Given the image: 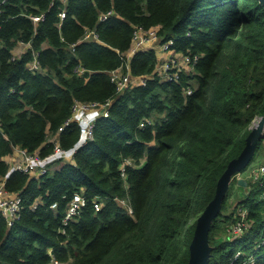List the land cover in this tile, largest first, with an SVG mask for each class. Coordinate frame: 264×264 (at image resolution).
<instances>
[{
	"label": "trees",
	"instance_id": "trees-1",
	"mask_svg": "<svg viewBox=\"0 0 264 264\" xmlns=\"http://www.w3.org/2000/svg\"><path fill=\"white\" fill-rule=\"evenodd\" d=\"M41 12L44 19L35 23L30 16ZM153 26H160L164 42L172 40L175 52L198 56L179 80L159 76L153 48L127 61L135 29ZM89 30L99 40L85 39ZM20 41L32 46L13 59ZM0 44V176L22 200L11 226L0 213V264H188L193 219L214 198L254 119L264 115V5L0 0ZM35 55L42 70L29 68ZM127 63L145 82L118 93L110 72L127 71ZM107 100L109 115L96 120L93 138L73 160H58L40 175L10 172L5 156L15 147L49 154L54 148L49 136L61 126V146L76 143L77 121L65 125L75 101ZM146 119L151 123L140 126ZM260 149L264 153V137L252 159ZM127 158L131 163L123 176ZM239 188L245 193L233 209L226 211L228 191L212 220L208 264H247L250 256L253 264H264V175L247 178V186ZM78 191L88 203L64 225ZM94 198L101 209H95ZM240 206L248 209L251 226L232 237L227 230Z\"/></svg>",
	"mask_w": 264,
	"mask_h": 264
},
{
	"label": "built area",
	"instance_id": "built-area-1",
	"mask_svg": "<svg viewBox=\"0 0 264 264\" xmlns=\"http://www.w3.org/2000/svg\"><path fill=\"white\" fill-rule=\"evenodd\" d=\"M65 13V9H63L60 11L59 16L63 18ZM30 17L35 23H37L38 21L44 19L45 13L41 12L36 15H31ZM159 29L160 26H153L151 28L137 27L134 31L132 45L130 47L132 51L128 54V51L130 50L129 49L125 53L127 61H129L132 55L136 51L140 50L145 44L155 40L159 41L160 46L165 53V56H162V58L157 56V72L159 76L165 80H179L180 73L183 70H191L198 56L191 58L190 55L183 54L180 58L177 57L174 49L170 48L172 40L164 42L161 35L159 34ZM85 39L99 40L98 34L94 30H89L85 35ZM18 46L19 49L17 47L14 49L13 59L23 54L28 48L32 46V43L31 41H20ZM29 68L34 71L42 70V66L36 55L29 63ZM126 68L127 71L124 70V67H119L110 72L111 81L116 85L118 93L125 91L130 86L145 82L144 76L133 75L129 71L128 63L126 64ZM188 92H191V90L189 89ZM110 105L111 100H107L106 102L75 101L72 116L65 122V125L70 121H77L80 127V134L76 143L69 148H64L61 146L59 142V132L63 130V126H61L56 134L49 136V140L54 143V148L52 152L45 156H41L38 152H29L24 148L15 147V160L13 161L10 172L13 170H22L31 175H40L46 173L50 166L58 160H73L76 151L88 140L93 138L96 120L101 116L109 115ZM146 123H151V120H144L140 123V126H145ZM130 163L131 159H125L121 169L123 176H125L126 173V164ZM249 173V179H258L261 175H264V164L252 168ZM240 178H243V176L239 171L232 176V181L237 182V180ZM4 180L5 177H0V213L5 217L7 224L11 226L20 216L22 200L18 193L7 190ZM119 202L121 205L127 208L128 212H133L132 207L126 199L119 198ZM87 203L88 198H86L82 191L75 192L69 202L66 215L63 219L64 225H66L74 216L79 214L81 209L86 206ZM93 204L96 210H99L102 207V202L98 198L93 199ZM51 207L56 208L57 203H53ZM250 226L251 221L248 219V209L240 206L238 208V218L233 224L229 226L228 233L229 235H232V237L238 236L245 232ZM240 254L241 251H238L237 256ZM254 261L255 259L252 256V258H249L246 263L253 264ZM55 263H58V261H55Z\"/></svg>",
	"mask_w": 264,
	"mask_h": 264
},
{
	"label": "water",
	"instance_id": "water-1",
	"mask_svg": "<svg viewBox=\"0 0 264 264\" xmlns=\"http://www.w3.org/2000/svg\"><path fill=\"white\" fill-rule=\"evenodd\" d=\"M264 5V0H259ZM253 121L255 126L249 133L246 145L239 156L232 159L222 176L219 178L214 198L203 213L198 217L193 240L190 244V259L188 264H208L211 247L209 245V231L213 218L220 210L222 199L226 193L232 175L244 169L251 161L258 139L264 137V115ZM258 123V124H257ZM238 184L247 186V179H238Z\"/></svg>",
	"mask_w": 264,
	"mask_h": 264
},
{
	"label": "rangeland",
	"instance_id": "rangeland-1",
	"mask_svg": "<svg viewBox=\"0 0 264 264\" xmlns=\"http://www.w3.org/2000/svg\"><path fill=\"white\" fill-rule=\"evenodd\" d=\"M152 45L155 46L153 49L156 50V54L162 58V55L165 54L164 53V50H162L161 46H160V43L159 41H151ZM132 50L130 49L128 51V54L131 52ZM159 115L160 117H164L165 116V113H160V114H157L155 113L154 114V117ZM259 117V116H258ZM257 117V118H258ZM255 121L257 120L256 118L254 119ZM258 124V123H257ZM255 126V123L253 122L251 124V129ZM262 150L260 149L258 151V153L256 154V156L251 159V161L249 162V164L240 171V173L242 174L243 178H249L250 177V173L249 171L252 169V168H255V167H258L259 165L263 164L264 163V153H260ZM145 160H143L144 162ZM233 176V175H232ZM231 182H229V185H228V188L226 189V192L229 191V198H228V201H227V207H226V211H230L231 209H233V207L238 203L239 201V198L241 197L240 195H243L242 193H245V190L242 189V188H239V184H238V180L237 182H234L232 181V177L230 179ZM243 186V185H241ZM245 187V186H244ZM198 219L197 217L194 218L193 220H196ZM228 232V230H227ZM229 234V233H228ZM232 236V235H231ZM250 258H252V256H250Z\"/></svg>",
	"mask_w": 264,
	"mask_h": 264
},
{
	"label": "crops",
	"instance_id": "crops-1",
	"mask_svg": "<svg viewBox=\"0 0 264 264\" xmlns=\"http://www.w3.org/2000/svg\"><path fill=\"white\" fill-rule=\"evenodd\" d=\"M154 47L155 46H153L152 43L149 42V43L145 44L141 49H148V48H154ZM17 48L19 49L18 45H17ZM162 56H165V54H163ZM176 56L180 58L181 57V53L176 52ZM5 160L10 164V166H12L13 165V161L15 160V152L13 151V153H10L9 155L5 156ZM0 177H2V176H0ZM245 179H247V178H245ZM234 182H236V181H234Z\"/></svg>",
	"mask_w": 264,
	"mask_h": 264
}]
</instances>
